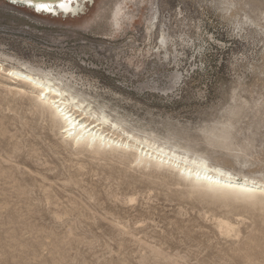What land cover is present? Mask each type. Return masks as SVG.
Listing matches in <instances>:
<instances>
[{
    "label": "rangeland",
    "instance_id": "374dc122",
    "mask_svg": "<svg viewBox=\"0 0 264 264\" xmlns=\"http://www.w3.org/2000/svg\"><path fill=\"white\" fill-rule=\"evenodd\" d=\"M127 1L115 35L112 11L123 0H96L103 20L86 21L87 28L73 17L66 21L0 0V63L48 75L72 94L75 81L52 66L66 50L87 45L116 56L127 52L130 63L133 56L140 62L171 59L173 73L185 71L182 91L166 95L161 83L141 91L125 82L138 98H125V105L109 101L100 105L104 111H97L88 90L74 96L95 118H105L108 132L264 181V170L244 166L252 156L247 129L264 120L260 0L230 11L220 7L223 0ZM75 3H69L72 12ZM235 26L241 28L240 50L229 46L219 60H201L203 36L227 35ZM110 78L120 83L115 73ZM13 81L0 70V264H264V193L203 190L170 169L138 164L131 154L69 142L31 90ZM205 111L208 119L200 124L206 141L220 142L226 124L238 138L214 159L169 138L173 123L179 124L175 117L190 124L188 115ZM234 112L242 118L234 120ZM220 220L232 229H221Z\"/></svg>",
    "mask_w": 264,
    "mask_h": 264
},
{
    "label": "snow or ice",
    "instance_id": "6c2138e0",
    "mask_svg": "<svg viewBox=\"0 0 264 264\" xmlns=\"http://www.w3.org/2000/svg\"><path fill=\"white\" fill-rule=\"evenodd\" d=\"M68 0H12L13 4H21L22 6L33 9L37 13H46L54 16H64L67 21L68 17H73L77 20L81 28H87L86 21L91 20L92 22H100L103 20L102 12L96 8V0H76V3L72 6L77 10L75 12H65V4ZM261 5V28L260 35L264 38V0H260ZM121 8L125 6L120 5ZM221 8L228 11L235 8L249 9L252 7L251 0H223L220 5ZM121 15L119 9L117 10V16ZM83 34V33H81ZM241 28L235 26V32L231 29L228 30L227 35L221 33L217 36L215 33L212 36L204 35L202 42L199 44L201 60L205 56L219 60L224 53L221 52L222 48H228L233 46L237 51L240 50L241 45ZM223 41V43H221ZM163 43V40H162ZM127 52H121L119 56H116L111 50L106 52H100L99 48L89 51L87 45L83 48H76L74 50H66L57 61L56 64L52 65L57 69V74L60 72L65 73L62 77L70 82L75 81V90L72 91L73 95H77L78 92L88 90V95H95L97 111H104L105 108L100 107L104 105L108 107V102L111 101L112 105H125L127 97H131L135 101L138 97L136 94L131 93L123 85L125 82H130L133 86L140 85V90L144 91L152 87L156 83L165 85V94H174L177 91H182L186 83L185 71L173 73L171 59H165L163 56L160 57L159 61L156 60H144L140 62L138 57L133 56L132 60L135 63L126 62L128 57ZM98 56V58H97ZM195 67L198 69L200 63H197ZM115 73L119 78L120 83L117 84L112 81L110 74ZM97 89L95 93L91 89ZM159 91V89H157ZM120 93L117 97L115 94ZM38 103L41 104L46 110L51 108L53 118L58 122L60 129L65 133L66 139L71 142L75 140L79 145L83 139L82 136L76 134L75 129L78 125L83 123L80 117L87 118V115L83 112V105L77 104L75 101L72 102V108H62L63 100L66 99V95L61 96L57 93L58 100L54 101L51 105H48L49 95L44 92H37ZM87 104H93V101L88 99L87 96L81 97ZM143 102V101H141ZM205 109L208 105H204ZM75 109V112H73ZM261 109L264 111V100L261 102ZM109 114H111L110 108ZM135 110V109H133ZM68 113V114H65ZM138 114H144V110L140 109ZM234 120L242 118L241 113H232ZM107 123V121H99ZM208 119L207 111L202 112L199 116L193 114L188 115L187 120L191 123H186L184 118L175 117V120H179V124L175 122L171 126V132L169 138L175 136L176 140L180 143L195 149L198 152L203 153L208 159H214L226 152H230L234 146L238 143V138L234 135L233 129L230 124L224 125L227 129L224 137L221 138L220 142H209L204 139L201 135V124L200 121ZM68 125V126H66ZM249 140L252 143L246 141L247 149L251 151L252 156L249 157L248 162L244 164L245 167L248 163H251L253 167H259L264 170V120L258 125H253L247 129ZM253 143L261 145L260 148H253ZM197 179L201 177V170L195 169ZM203 175H208L207 167L203 169ZM220 183L232 184L233 181L231 176H225V173L221 172L215 177ZM237 186L234 192L238 196L250 197L255 193L256 188H260L264 191V186L257 185L255 183L248 184L247 182L241 184L239 181L236 182Z\"/></svg>",
    "mask_w": 264,
    "mask_h": 264
},
{
    "label": "bare ground",
    "instance_id": "6f19581e",
    "mask_svg": "<svg viewBox=\"0 0 264 264\" xmlns=\"http://www.w3.org/2000/svg\"><path fill=\"white\" fill-rule=\"evenodd\" d=\"M72 1L76 0H68V2L65 4V12L71 10V6L69 5V3H71ZM127 2V0H123L122 3L115 5L112 11L111 22L115 35L118 34L121 30L120 20L123 15V8H121L120 5ZM118 9L121 13V15L119 16H117ZM0 70H2V73L6 77L14 80L13 83L17 82L21 84V87L29 88L35 95L36 101H38L36 93L44 92L49 95V100L47 101V103L48 105H51L54 101L58 100L56 94L60 93L61 96L66 95L67 97L63 100L62 108H72L73 101H75L77 104L83 105V103L80 102L76 96L70 94L66 88L56 83L53 79L48 78V75L41 76L30 71H24L23 69L17 68L6 69L5 66H3V64L1 63ZM20 91L24 90L21 88ZM42 108L44 107L42 106ZM82 110L87 115V118L85 119L83 116L80 117V119L83 120V123L76 127L75 132L77 135L83 137L80 143L83 146L86 145L88 147H95L98 150L103 148L109 149L111 151H119L124 154H131L132 156H134L136 163L144 165H154L155 167L170 169L180 175L183 179L192 182L195 186L203 190H221L235 193L234 189L238 187L236 184L237 181H239L241 184L247 182L248 184L255 183L257 185L264 186V181L232 176V174L230 173L216 170L204 162L190 159L187 156L176 153L172 150H169L168 148L157 146L155 144L132 136L123 138L114 131L108 132L105 129V123L98 122V119L95 118V113L90 114L89 109L85 108L84 105ZM47 111H49L53 122L59 126L58 122L53 118L51 108H49ZM73 112H75V109H73ZM99 121H105V118H99ZM62 134L65 135L63 131ZM73 141L75 144L76 141ZM205 166L208 170L207 176L203 175V169ZM195 169L201 170L200 179H197ZM221 172L225 173L226 177L230 175L233 183L224 184L218 182L215 179H210L211 177L219 175V173ZM259 193H264V191H261V189L258 187L255 189L254 195H257ZM219 227L227 232L232 229V226L224 220L219 221Z\"/></svg>",
    "mask_w": 264,
    "mask_h": 264
}]
</instances>
